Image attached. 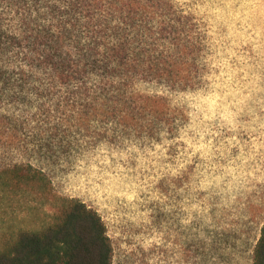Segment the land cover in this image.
<instances>
[{
	"label": "rangeland",
	"instance_id": "374dc122",
	"mask_svg": "<svg viewBox=\"0 0 264 264\" xmlns=\"http://www.w3.org/2000/svg\"><path fill=\"white\" fill-rule=\"evenodd\" d=\"M173 1L199 42L188 82L138 79L137 90L165 98L141 114L26 120L36 132L57 125L60 138L46 145L20 131L0 161H30L59 194L97 209L112 264H253L264 224V0ZM125 111L133 118H112ZM20 201L0 205V244L38 225Z\"/></svg>",
	"mask_w": 264,
	"mask_h": 264
},
{
	"label": "trees",
	"instance_id": "16d2710c",
	"mask_svg": "<svg viewBox=\"0 0 264 264\" xmlns=\"http://www.w3.org/2000/svg\"><path fill=\"white\" fill-rule=\"evenodd\" d=\"M198 46L190 15L173 0H0V151L20 131L46 145L60 138L57 125L36 132L26 120L70 126L86 122L90 109L107 117L159 106L165 98L137 90L136 81L185 84ZM23 196L32 203L17 200ZM11 201L23 202L38 225L3 237L0 264H112L102 215L55 191L39 166L0 161V205ZM253 264H264V224Z\"/></svg>",
	"mask_w": 264,
	"mask_h": 264
}]
</instances>
